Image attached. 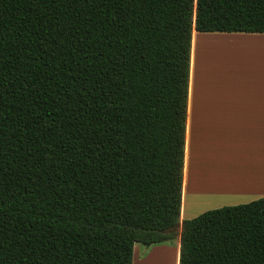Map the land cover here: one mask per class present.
I'll return each mask as SVG.
<instances>
[{
	"label": "trees",
	"instance_id": "1",
	"mask_svg": "<svg viewBox=\"0 0 264 264\" xmlns=\"http://www.w3.org/2000/svg\"><path fill=\"white\" fill-rule=\"evenodd\" d=\"M194 31L264 0H0V264H264V198L181 225Z\"/></svg>",
	"mask_w": 264,
	"mask_h": 264
},
{
	"label": "crops",
	"instance_id": "2",
	"mask_svg": "<svg viewBox=\"0 0 264 264\" xmlns=\"http://www.w3.org/2000/svg\"><path fill=\"white\" fill-rule=\"evenodd\" d=\"M191 51L181 225L264 198V34L194 31ZM213 67L228 83L207 82ZM168 256L179 264L180 240L135 245L133 264Z\"/></svg>",
	"mask_w": 264,
	"mask_h": 264
},
{
	"label": "rangeland",
	"instance_id": "3",
	"mask_svg": "<svg viewBox=\"0 0 264 264\" xmlns=\"http://www.w3.org/2000/svg\"><path fill=\"white\" fill-rule=\"evenodd\" d=\"M201 34H204V33H201ZM217 43H218V42H217ZM217 43L214 44V46H213L214 48H215L216 45H220V44H217ZM215 68H216V67H213V68H211V69H207L206 71H204V73L207 74V82H210V83H211V82H217V83H219V84H221V83H228V82H225V81H224L223 79H221V78H220L219 80H215V79H214L215 77H214L213 75H214V72L216 71ZM211 71H212V72H211ZM200 79H201V77H200ZM199 82H200V81H199ZM200 214H201V213L198 212V213H195L194 215H190V216H192L191 218H194V217H196V216H199ZM188 217H189V216H188ZM178 240H179V239H178ZM178 240H177V241H178ZM177 241H176V242H177Z\"/></svg>",
	"mask_w": 264,
	"mask_h": 264
},
{
	"label": "bare ground",
	"instance_id": "4",
	"mask_svg": "<svg viewBox=\"0 0 264 264\" xmlns=\"http://www.w3.org/2000/svg\"><path fill=\"white\" fill-rule=\"evenodd\" d=\"M171 259V258H170ZM169 259V256L168 257H163L162 259H161V261H159V262H157V261H155L156 263H158V264H171V262H172V259L170 260Z\"/></svg>",
	"mask_w": 264,
	"mask_h": 264
}]
</instances>
